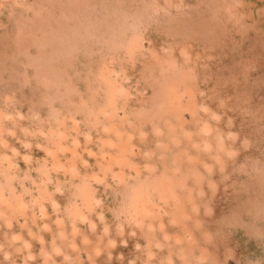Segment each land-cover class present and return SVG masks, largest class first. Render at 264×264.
I'll list each match as a JSON object with an SVG mask.
<instances>
[{"label": "rangeland", "instance_id": "1", "mask_svg": "<svg viewBox=\"0 0 264 264\" xmlns=\"http://www.w3.org/2000/svg\"><path fill=\"white\" fill-rule=\"evenodd\" d=\"M0 264H264V0H0Z\"/></svg>", "mask_w": 264, "mask_h": 264}]
</instances>
